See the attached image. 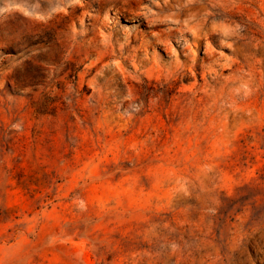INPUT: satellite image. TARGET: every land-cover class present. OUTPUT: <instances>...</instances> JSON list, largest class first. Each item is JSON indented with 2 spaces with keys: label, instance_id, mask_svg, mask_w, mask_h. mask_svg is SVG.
<instances>
[{
  "label": "rangeland",
  "instance_id": "obj_1",
  "mask_svg": "<svg viewBox=\"0 0 264 264\" xmlns=\"http://www.w3.org/2000/svg\"><path fill=\"white\" fill-rule=\"evenodd\" d=\"M0 264H264V0H0Z\"/></svg>",
  "mask_w": 264,
  "mask_h": 264
}]
</instances>
